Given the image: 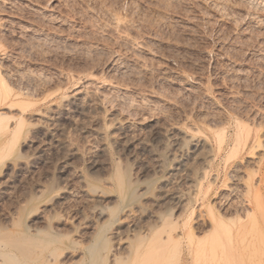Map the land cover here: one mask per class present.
<instances>
[{
  "label": "rangeland",
  "instance_id": "1",
  "mask_svg": "<svg viewBox=\"0 0 264 264\" xmlns=\"http://www.w3.org/2000/svg\"><path fill=\"white\" fill-rule=\"evenodd\" d=\"M44 1L0 0L2 263L264 264V0Z\"/></svg>",
  "mask_w": 264,
  "mask_h": 264
},
{
  "label": "bare ground",
  "instance_id": "2",
  "mask_svg": "<svg viewBox=\"0 0 264 264\" xmlns=\"http://www.w3.org/2000/svg\"><path fill=\"white\" fill-rule=\"evenodd\" d=\"M38 1H39V0H38ZM40 1H41V0H40ZM45 1H46V0H45ZM45 1H44V2H45ZM42 2H43V1H42ZM101 2H102V1H101ZM168 2H169V1H168ZM47 3H48V2H47ZM170 3H171V2H170ZM0 5H1V4H0ZM163 5H164V4H163ZM165 5H166V4H165ZM172 5H173V4H172ZM0 8H1V7H0ZM3 8H4V7H3ZM3 8H2L0 11L5 12V11H6L5 8H4V9H3ZM13 8H14V7H13ZM6 9H8V8H6ZM9 9H11V7H10ZM8 11H9V10H7V12H8ZM10 11H11V10H10ZM10 11H9V12H10ZM24 11H26V8L24 9V8H20L19 6H17V7L15 6L14 11H12L11 13H12V14L14 13V14L19 15V13H17V12H24ZM167 11H168V10H167ZM29 12H30V11H29ZM110 12H112V11H110ZM115 12H116V11H115ZM1 13H2V12H1ZM24 13H25V12H24ZM27 13H28V12H27ZM27 13H26V14H27ZM117 13H119V12H117ZM20 14H22V13H20ZM24 15H25V14H24ZM112 15H113V14H112ZM37 17H38V16H37ZM115 19H116V18H115ZM118 19H119V18H118ZM118 19H117V20H118ZM40 20H41V19H40ZM119 21H120V19H119ZM39 23H40V22H39ZM42 24H43V23H41V26H42ZM117 26H119V25H117ZM124 26H125V25H124ZM121 27H122V26H121ZM122 28H123V27H122ZM126 28H127V27H126ZM124 29H125V28H124ZM121 30H122V29H121ZM125 30H126V29H125ZM125 30H124V31H125ZM129 30H130V29H129ZM117 31H118V30H117ZM5 34H6V33H5ZM2 36H4V35H3V34L0 35V37L3 39ZM8 36H9V35H8ZM1 38H0V39H1ZM8 39H9V38H8ZM4 40H7V39L4 38ZM2 41H3V40H2ZM8 41H9V40H8ZM9 43H10V42H9ZM1 45H2V43H0V46H1ZM5 45H6V44H5ZM2 46H3V45H2ZM12 46H13V45H12ZM0 48H1L0 50H2V49L5 50L4 47H0ZM41 51H42V49H41ZM36 52H37V51H36ZM43 54H44V53H43ZM28 59H29V58H28ZM6 69H7V68H6ZM5 71H6V70H5ZM3 72H4V71L1 70V65H0V96H1L2 94H4L5 92H6V93H12V92L16 91V90L14 89V87L12 86L13 84H11V81L7 78V76H6V72H5V73H3ZM9 78H10V77H9ZM49 81H50V80H49ZM47 83H48V82H47ZM42 87H43V86H42ZM36 92H37V91H36ZM24 93H25V92H24ZM14 94H17V95L19 96V95L22 94V92H18V91H17V92H15ZM30 94H31V93H30ZM17 95H16V96H17ZM22 103H23V102H22ZM7 116H8V115H6V112L0 110V120L4 119V117H6V119H8ZM10 117H11V116H10ZM21 119H23L22 116H21V117H20V116L17 117V119H16L17 123H18V122H21V121H22ZM22 122H24V121H22ZM0 123H2V122H0ZM17 123H16V124H17ZM15 127H16V126H15ZM230 149H231V151H232V150L234 149V147H230ZM229 151H230V150H229ZM174 195H175V193H174ZM175 196H176V195H175ZM179 197H180V196H179ZM179 197H178V195H177V196H176L177 199L175 198L177 202H179L180 199H181V198L179 199ZM173 198H174V197H173ZM173 198H172V199H173ZM172 202H173V201H172ZM181 202H182V201H181ZM170 205H171V204H170ZM177 207H178V206H177ZM175 208H176V207H175ZM184 208H186V207H184ZM168 209H169V207H168ZM177 209H178V208H177ZM179 209H180V208H179ZM179 209H178V210H179ZM180 210H183V209H180ZM169 211H170V210H169ZM154 212H155V211H154ZM101 213H102V212H101ZM148 213H149V212H148ZM155 213H156V212H155ZM157 214H158V213H157ZM149 215H151V213H150ZM145 216H146V215H145ZM147 216H148V215H147ZM153 216L156 217L157 215H153ZM159 216H160V215H159ZM159 216H158V218H157V217H156V218L159 219ZM148 217H151V216H148ZM153 218H154V217H153ZM155 220H156V219H155ZM219 220H220L221 222H223V219H219ZM125 223H126V222H125ZM28 238H29V236H28ZM30 238H31V237H30ZM31 240H32V239H31ZM25 241H26V240H25ZM25 241H24V242H25ZM18 242H19V241H18ZM21 242H22V240H21ZM28 242H31V241H28ZM32 242H33V241H32ZM25 243H26V242H25ZM262 244H263V246H264V242H263ZM19 245H20V244H19ZM27 245H28V244H27ZM29 245H30V244H29ZM33 245H34V244H33ZM19 248H21V246H19L17 249H19ZM28 248L31 249L29 246H28ZM28 248H27V250L22 248L23 251H22V249H20L23 253H21V254H22V256H21L22 258H21V259L19 258L20 260L18 261V264H26L25 261L28 262L27 260H30V259H31V256H32V255H31V251L28 250ZM204 249H205V248L202 249V252H204V251H203ZM15 250H16V249H15ZM20 250H19V251L17 250V251H18V252H21ZM31 250H32V249H31ZM1 257H2V254H1V252H0V264H3V263H2L3 261H2V258H1ZM3 257H4V256H3ZM53 257H54V256H53ZM3 259H4V258H3ZM16 261H17V260H16Z\"/></svg>",
  "mask_w": 264,
  "mask_h": 264
}]
</instances>
